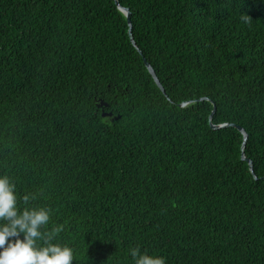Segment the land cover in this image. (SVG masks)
Segmentation results:
<instances>
[{
  "label": "trees",
  "instance_id": "16d2710c",
  "mask_svg": "<svg viewBox=\"0 0 264 264\" xmlns=\"http://www.w3.org/2000/svg\"><path fill=\"white\" fill-rule=\"evenodd\" d=\"M117 1L136 47L114 0H0V173L72 264H264V0Z\"/></svg>",
  "mask_w": 264,
  "mask_h": 264
},
{
  "label": "clouds",
  "instance_id": "9594fccd",
  "mask_svg": "<svg viewBox=\"0 0 264 264\" xmlns=\"http://www.w3.org/2000/svg\"><path fill=\"white\" fill-rule=\"evenodd\" d=\"M244 24L250 16L240 14ZM38 195L21 194L16 181L0 173V264H72L75 249L60 242L64 226L52 225V209L34 203ZM131 264H167L166 258L142 250L140 246L128 249Z\"/></svg>",
  "mask_w": 264,
  "mask_h": 264
},
{
  "label": "water",
  "instance_id": "95a60500",
  "mask_svg": "<svg viewBox=\"0 0 264 264\" xmlns=\"http://www.w3.org/2000/svg\"><path fill=\"white\" fill-rule=\"evenodd\" d=\"M114 3L116 4L117 8H118L121 12H123V13L126 15V22H127V25H128V36H129V39H130V41L132 42V44L136 47V45H135V43H134V41H133L132 35H131V23H130V18H129V15H130L129 10H128L127 8L122 7V6L118 3L117 0H114ZM139 53H140V52H139ZM143 62H144V64L146 65V67H147L149 73L151 74V76H152V78L154 79V81H155V83L157 84V86L161 89L162 92H164V90H163V88H162V86H161L159 80L157 79V77H156L154 71L152 70V68L150 67V65L146 62L145 59H143ZM213 111H214V107H213L212 112H211L210 115H209V120H210V118H211V115H212ZM210 125H211V127H215V126L212 125V124H210ZM224 125H226V124H221V125H218V126H216V127H221V126H224ZM227 125H228V124H227ZM230 125L236 127V128L242 133L243 141L241 142V144H242V145H241V159H242V160H246V161L248 162V164H249V168H250V171L252 172V169H251V166H250V160H249V159H246V158L244 157V155H243V151H242V150H243V147H244V143H245L246 138H247V134H246V132L244 131V129H243L242 127H240V126H238V125H236V124H233V123H231Z\"/></svg>",
  "mask_w": 264,
  "mask_h": 264
},
{
  "label": "rangeland",
  "instance_id": "374dc122",
  "mask_svg": "<svg viewBox=\"0 0 264 264\" xmlns=\"http://www.w3.org/2000/svg\"><path fill=\"white\" fill-rule=\"evenodd\" d=\"M104 119H107L110 120L111 118H113L110 114H105L103 115Z\"/></svg>",
  "mask_w": 264,
  "mask_h": 264
}]
</instances>
